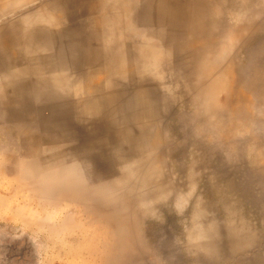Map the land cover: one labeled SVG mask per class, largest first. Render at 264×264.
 Masks as SVG:
<instances>
[{
	"label": "rangeland",
	"instance_id": "374dc122",
	"mask_svg": "<svg viewBox=\"0 0 264 264\" xmlns=\"http://www.w3.org/2000/svg\"><path fill=\"white\" fill-rule=\"evenodd\" d=\"M10 1L0 0V25L15 24L0 26V264H264V0H221L211 12L216 28L209 27L202 63L197 49L182 51L195 39L199 0H130V12L124 0L108 1L114 11L104 24L101 8L90 12L91 0ZM162 1L173 11H160ZM47 12L52 24L40 17ZM239 30H247L242 44ZM143 42L174 50L141 78L135 43ZM126 49L133 73L113 77L112 59ZM50 69L70 91L55 84ZM15 70L22 73L5 75ZM94 75L103 89L97 100L113 97L111 111L98 112L100 121L74 96L78 88L86 98ZM143 125L153 133L138 136ZM126 163L137 177L124 175ZM143 181L149 183L142 188Z\"/></svg>",
	"mask_w": 264,
	"mask_h": 264
},
{
	"label": "bare ground",
	"instance_id": "6f19581e",
	"mask_svg": "<svg viewBox=\"0 0 264 264\" xmlns=\"http://www.w3.org/2000/svg\"><path fill=\"white\" fill-rule=\"evenodd\" d=\"M9 1V0H8ZM14 2H15V0H13ZM12 0L10 1V2H13ZM32 1V0H31ZM34 1V0H33ZM38 1V0H37ZM53 1V0H52ZM56 1V0H55ZM108 1H111V3H112V0H102L101 2L99 1V0H91V2H90V12H96L99 8H101V9H103L102 7H106L107 6V3H108ZM125 2H126V8H127V10H129V12L130 11H133V10H131L133 7H134V5L135 4H131V2H130V0H124ZM132 1V0H131ZM140 0H138V2H139ZM142 1H144V0H142ZM168 2H170L171 3V0L169 1V0H167ZM177 1V0H176ZM191 1V0H190ZM10 2H9V5H10ZM17 2V1H16ZM29 2H30V0H29ZM28 2V3H29ZM115 2H116V4L114 5V6H116L117 5V0H115ZM122 2V1H121ZM192 2V1H191ZM190 2V4H192ZM197 2V1H196ZM5 3V2H4ZM18 3H19V1L17 2V4L16 5H18ZM100 3H102V7H100L99 5H100ZM120 3V2H119ZM133 3V2H132ZM141 3V2H140ZM170 3H168L169 4V7H168V4L165 2V1H162V2H160V3H158L157 5H156V7L160 10V11H163V12H166V11H173V10H171L170 9ZM20 4V3H19ZM44 4V3H43ZM50 4H52V3H50ZM49 4V5H50ZM54 4H56V3H54ZM137 4V3H136ZM142 4V3H141ZM196 4V3H195ZM7 6H8V4H6ZM21 5H23V4H21ZM132 5H133V7H132ZM155 5V4H154ZM12 6V5H11ZM18 6H20V5H18ZM42 6V5H41ZM108 6H109V3H108ZM110 6H112V5H110ZM109 6V7H110ZM113 6V7H114ZM117 6H120V5H117ZM124 6V5H123ZM171 6L173 7L174 5H172L171 4ZM191 5H189L188 4V7H190ZM197 6L198 7H200L199 9H196V10H194V14H196V19L194 20V22H193V25H192V30H191V32H190V35H191V37H194L195 36V39H193L192 40V42H189V43H185V44H183L182 45V51H184V52H186L187 54H189V53H191V51H194V50H196L195 52H197L198 51V55H199V61L202 63V60H203V56H204V53H203V51H204V49H205V47L208 45L206 42H205V40L207 39V37L209 36V33H210V35H211V32H212V30H211V32H209V27H210V25H212V27H214L216 24H215V22H213V21H211V12H213L215 9H220L221 8V0H199V3H197ZM10 7V6H9ZM9 7H7L9 10L11 9V8H9ZM13 7V6H12ZM14 7H15V5H14ZM53 7V6H52ZM55 7V6H54ZM109 7H106V8H104L102 11H101V9H100V12H101V16H100V18H101V23H103L104 24V22L106 21V20H110V18H108L107 19V17H109V15H111L110 13H112L113 11H114V9L113 10H111L112 9V7L110 8V10L112 11H110L109 10ZM136 7H138V6H136ZM3 8V7H2ZM1 8V10L3 11V9ZM37 8V7H36ZM45 8V7H44ZM48 8V7H47ZM108 8V9H107ZM114 8H116V7H114ZM124 8V7H123ZM182 8V7H181ZM55 9V8H54ZM125 9V8H124ZM170 9V10H169ZM36 10V12H37V9H35ZM35 10H33V11H31V13L32 12H34ZM38 10H39V8H38ZM56 10V9H55ZM116 11H117V9H115ZM135 10V9H134ZM175 10H176V8H175ZM174 10V11H175ZM189 10H190V8H189ZM1 11V12H2ZM7 11V10H6ZM43 11V10H42ZM46 11V10H45ZM48 11V10H47ZM108 11L110 12V13H108ZM120 13H121V16H123L124 14V12H122V11H124V10H122V11H120V10H118ZM49 12H51V11H49ZM57 12H59L58 10H56V13ZM128 12V13H129ZM3 13V12H2ZM30 13V12H29ZM29 13L28 14H26V15H24L23 16V18L24 17H26L27 15H29ZM30 13V14H31ZM39 13H40V10H39ZM45 13V12H44ZM52 13V12H51ZM115 13H118V12H115ZM126 13H127V11H126ZM134 13V12H133ZM167 13V12H166ZM35 14V13H34ZM41 14V13H40ZM43 14V13H42ZM46 14V13H45ZM109 14V15H108ZM123 14V15H122ZM172 14H174V12L172 13ZM0 15H2L3 16V14H1L0 13ZM23 15V14H22ZM47 15H48V17H46V15L44 16H40L41 17V19H42V21H44V18L46 19V23H53V21H51V19L53 20V18H51V16L48 14V12H47ZM53 15V14H52ZM55 15V14H54ZM61 15V14H60ZM108 15V16H107ZM128 15V14H127ZM171 15V14H170ZM206 16V19H205V16ZM215 15V14H214ZM6 16V15H5ZM56 16V15H55ZM112 16H114V15H112ZM172 17H173V15H171ZM8 17V16H7ZM20 17H21V15H20ZM20 17H18L19 19H20ZM32 17V16H31ZM35 17V16H34ZM40 17L37 19V20H39L40 19ZM57 17V16H56ZM94 17V16H93ZM96 17V16H95ZM118 17H119V14H118ZM125 17H126V14H125ZM125 17H123V18H125ZM213 17H215V16H213ZM244 17V16H243ZM1 18V17H0ZM6 18V17H5ZM115 18H117L116 16H115ZM122 18V17H121ZM122 18V19H123ZM208 18H209V20H208ZM217 18H219V17H217ZM249 17H247L246 19H248ZM36 19V18H35ZM132 18H130V20H131ZM140 19V18H139ZM185 19V18H184ZM250 19V18H249ZM252 19V18H251ZM8 20V19H7ZM15 20V19H14ZM55 20V19H54ZM108 20V21H109ZM112 20V19H111ZM110 20V21H111ZM114 20V19H113ZM120 19L118 18V21H119ZM185 20H187V22H188V18L186 17V19ZM201 20V21H200ZM10 21H13L12 19H9V22H6L7 23V25H9L10 23L11 24H13V22H10ZM18 21V20H17ZM15 22L14 21V23H18V22ZM56 21V20H55ZM125 21H126V19H125ZM124 21V22H125ZM184 21V20H183ZM214 21H215V19H214ZM219 21V20H218ZM4 22V23H5ZM31 22V21H30ZM34 22H36V21H34ZM59 22V21H58ZM57 22V23H58ZM136 22H137V20H136ZM135 22V23H136ZM221 22V21H220ZM219 22V23H220ZM249 22H250V20H249ZM4 23H2L0 26H2ZM109 22H107V24H108ZM133 23V22H132ZM214 23V24H213ZM10 24V25H11ZM19 24V23H18ZM102 24V25H103ZM181 24V23H180ZM187 24L188 23H186V27H187ZM5 25V24H4ZM9 25V26H10ZM14 26H15V24H13ZM59 25V24H58ZM118 25H120V23L118 24ZM137 25H138V23H137ZM52 26V25H51ZM56 26H57V24H56ZM106 26V25H105ZM122 26V25H121ZM131 26V25H130ZM8 27V26H7ZM11 27V26H10ZM17 27V26H16ZM108 27V26H107ZM107 27H106V29H107ZM110 27V26H109ZM112 27V26H111ZM143 27V26H142ZM211 27V28H212ZM6 28V27H5ZM15 28V27H14ZM53 28V27H52ZM55 28V27H54ZM126 28V27H125ZM136 28V27H135ZM140 28V27H139ZM182 28H183V25H182ZM214 28H216V27H214ZM137 29V28H136ZM184 29V31H185V28H183ZM254 28H249V29H247V30H253ZM259 29V28H258ZM11 30V29H10ZM9 30V31H10ZM20 30V29H19ZM54 30H56V29H54ZM108 30V29H107ZM111 30H112V28H111ZM123 30V29H122ZM126 30V29H125ZM127 30H129V29H127ZM127 30H126V32H127ZM247 30H239L241 33H239L238 35H237V42H239V43H243V42H245V41H243V37H244V33L247 31ZM119 31V30H118ZM121 31V30H120ZM119 31V32H120ZM136 31V30H135ZM135 31H133L132 30V32H135ZM138 31V30H137ZM256 31H257V29H256ZM118 32V33H119ZM129 32V31H128ZM138 32H142V31H138ZM144 33H145V31H143ZM187 32V31H186ZM252 32V31H251ZM250 32V33H251ZM254 32V31H253ZM110 33V32H109ZM108 33V31H107V34H109ZM117 33V34H118ZM188 33V32H187ZM249 33V32H248ZM120 34V33H119ZM122 34V33H121ZM125 34H127V33H125ZM148 34V33H147ZM147 34H146V36H147ZM181 34H183V33H181ZM181 34L179 33V34H175V35H180L181 36ZM185 34V33H184ZM112 35V34H111ZM134 36H136V35H139V33L138 34H133ZM155 35V34H154ZM186 35H188V34H186ZM197 35V36H196ZM255 35V34H254ZM129 36V35H128ZM140 37H141V35H139ZM138 36V38H140ZM145 36V35H144ZM172 36H174L173 34H172ZM189 36V35H188ZM19 37V36H18ZM123 37V36H122ZM131 37H133V36H131ZM178 37V36H177ZM248 37H251L250 35L248 36ZM16 38V37H15ZM125 38V37H124ZM126 38H128V37H126ZM136 38H137V36H136ZM148 38V37H147ZM154 39H156L157 41H159V35L158 36H154L153 37ZM170 38H171V36H170ZM174 38V37H173ZM14 39V38H13ZM121 39V38H120ZM145 39V38H144ZM151 39V38H150ZM186 39V38H185ZM190 39V38H189ZM189 39H187V40H189ZM125 40V39H124ZM134 39H132V41H133ZM138 40V39H137ZM168 40V39H167ZM171 40H172V38H171ZM178 40H180V39H178ZM182 40V39H181ZM132 41H131V43H132ZM135 41V40H134ZM161 41V40H160ZM166 41V40H165ZM177 40H175V42H176ZM183 41V40H182ZM181 41V42H182ZM190 41V40H189ZM106 42H108V41H105V43ZM111 42V41H110ZM129 42V41H128ZM136 42V41H135ZM167 42V41H166ZM174 42V43H175ZM184 42H185V40H184ZM186 42H188V41H186ZM148 43H150V42H148ZM153 43V42H152ZM152 43H151V45H152ZM147 43H145L144 44V42L143 43H140V44H136L135 43V45H136V47H137V50H136V55H137V58H138V61H139V64H138V69H136V70H138L137 72H139V75H140V77L141 78H144L145 77V75H147V74H153V73H151L152 72V70L154 69V67L156 68V67H158L157 65H159L162 61H163V59H164V57L168 54V53H172V51L174 50H171L172 49V46H171V49H170V47H169V45L167 46L168 48H167V50H165V48H164V45H163V48H162V46L160 45V44H158V46H156V47H153V46H148V44L146 45ZM21 45H22V42L20 41V40H18V39H14L13 41H12V46L13 47H15V48H20L21 47ZM24 45V44H23ZM166 46V45H165ZM176 47H177V45H176ZM132 48V47H131ZM106 49V48H105ZM136 49V48H135ZM208 49V48H207ZM1 50L2 51H5L6 52V50H5V48L4 47H1ZM21 50V49H20ZM107 50V49H106ZM176 50V49H175ZM199 50H200V52H199ZM206 50V49H205ZM1 51V52H2ZM109 51H111V50H109ZM128 51H129V49H128ZM127 49H126V51H125V53H123V54H120L119 56H117V57H115L114 59H112L113 60V63H114V65H113V69H112V76L113 77H116L117 76V78H119V77H125V78H127L128 79V77L130 78V76H131V74L133 73V69H132V65H131V62H130V60H129V56L127 55ZM179 51V50H178ZM49 52V51H48ZM48 52H46V53H48ZM177 52V51H176ZM111 53V52H110ZM109 53V54H110ZM180 53V52H179ZM207 53V52H206ZM205 53V54H206ZM129 54V53H128ZM173 54V53H172ZM19 55V54H18ZM47 55V54H46ZM53 55V54H52ZM169 55V54H168ZM167 55V56H168ZM186 55V54H185ZM184 55V56H185ZM110 56H111V54H110ZM179 56V55H178ZM202 56V57H201ZM171 58H172V56H170ZM180 57V56H179ZM33 58V57H32ZM37 57H34V59H36ZM176 58V57H175ZM174 58V59H175ZM207 58V57H206ZM34 59H31V60H34ZM48 59V58H47ZM173 59V58H172ZM109 60H110V58L108 57V62H109ZM176 60H177V58H176ZM28 61H29V59H28ZM52 61V60H51ZM175 61V60H174ZM207 61V60H206ZM50 62V61H49ZM110 62H111V60H110ZM175 63V62H174ZM37 64V63H36ZM51 64V63H50ZM54 64V67L56 66L55 65V63H53ZM33 65H35V64H33ZM42 65V64H41ZM46 65V64H45ZM60 65H61V63H60ZM110 65V64H109ZM23 66V65H22ZM25 66V65H24ZM23 66V67H24ZM48 66V65H47ZM46 66V67H47ZM61 66H63V65H61ZM65 66H66V64H65ZM111 66V65H110ZM202 66V65H201ZM32 67H34V66H32ZM40 68H41V70H46V69H48V68H42V66H39ZM38 67V68H39ZM54 67H51V68H54ZM57 67V66H56ZM19 69H20V66L18 67ZM36 68V67H35ZM39 68V69H40ZM31 69V68H30ZM157 69V68H156ZM6 70V69H5ZM13 70V69H12ZM16 70H17V68H16ZM10 71V74H5V75H9V77H11L12 78V76L13 77H15L16 76V74H19V71H20V73H22V71L21 70H19V71ZM36 70H38L37 68H36ZM36 70H33V71H36ZM54 71H52L51 69L49 70V71H47V72H49V73H51L52 72V74H53V76H52V78H53V80L55 81H57L55 84H57L58 83V85L59 86H61V88H63L62 86H63V82L64 81H59V78L60 77H56V75L57 74H59V73H56V75L53 73V72H56L55 71V69H53ZM61 70V69H60ZM59 70V71H60ZM110 70V69H109ZM201 70V69H200ZM203 70V69H202ZM7 71V70H6ZM25 71V70H24ZM23 71V72H24ZM40 71V70H39ZM38 71V72H39ZM153 71H155V70H153ZM204 71V70H203ZM8 72H9V70H8ZM42 72V71H41ZM46 72V73H47ZM61 72H67V71H60V73ZM136 72V71H135ZM24 73H26V72H24ZM40 73V72H39ZM203 73V72H202ZM205 73V72H204ZM67 74L68 73H66V79H68L69 77L67 76ZM136 74H138V73H136ZM199 74V73H198ZM3 75H4V73H3ZM27 75V74H26ZM43 75H45L44 73H43ZM96 75H97V73H96ZM101 74H98V77L100 76ZM200 75V74H199ZM205 75V74H204ZM28 76V75H27ZM40 76V78H42V76L41 75H39ZM110 76H111V74H110ZM155 77H156V75H154ZM154 76L152 75V76H150V79H151V77H153V79H154ZM202 76V75H201ZM207 76V75H206ZM213 76V75H212ZM1 77V76H0ZM6 77V79H7V76H4L3 78H5ZM44 77V76H43ZM102 77V76H101ZM101 77H99L98 79H100ZM107 77V76H106ZM106 77H104V78H106ZM10 78V79H11ZM16 78V77H15ZM19 78V77H18ZM21 78V77H20ZM23 78V77H22ZM28 78V77H27ZM39 78V77H38ZM37 78V79H38ZM51 78V77H50ZM64 78V77H63ZM62 78V79H63ZM93 78H95L94 80H93ZM93 78L91 79L92 80V82L90 83V84H88V86H86L85 87V89L83 90L84 92H83V95H86V98H84V96L81 98V95H80V89H78V88H76L75 86V88H76V90H75V97H76V95H77V98H78V100L79 99H81V101L79 100V102L78 103H80L81 102V107H83V109L85 110V111H87L85 114H89V115H94V118H95V116L98 114V112L100 111V109H104V111L106 110V109H108L107 111H111V109L109 110V108H111L110 107V105L112 104V102H113V97L111 96V93H105L104 94V96H103V98H101V96H100V98L101 99H98L97 100V98H96V96H98L97 94L99 93V92H101L103 89H102V87L100 86V83H99V81H97L98 79L96 78V76L94 75L93 76ZM140 78V79H141ZM148 78V77H147ZM200 78V77H199ZM199 78H198V80H199ZM202 78V77H201ZM9 79V78H8ZM13 79V78H12ZM127 79H125V80H127ZM51 80V79H50ZM101 80V79H100ZM104 80H106V79H104ZM52 81V80H51ZM157 81V80H156ZM11 82V81H10ZM19 82V81H18ZM26 82V81H25ZM79 82H80V80H79ZM110 82V79L108 78V80H106V81H104L103 83H105V87L108 85L109 86V83ZM1 83V82H0ZM202 82L200 81V83L199 84H201ZM38 84V83H37ZM82 84V83H81ZM101 84H102V82H101ZM203 84H204V82H203ZM20 85V84H19ZM16 86V85H15ZM23 86H24V83H23ZM21 87V86H20ZM58 87V86H57ZM116 87V86H115ZM74 88V89H75ZM141 88V87H140ZM3 89H5V86H1L0 85V91H2ZM10 89V88H9ZM20 89V88H19ZM58 89H60V87H58ZM82 89V88H81ZM63 90H69L70 91V86H69V89L68 88H66V89H64L63 88ZM80 90V91H79ZM136 90V89H135ZM137 91H139V90H136V92ZM141 91V90H140ZM143 91V90H142ZM65 92V91H64ZM82 92V91H81ZM8 93H9V91H8ZM15 93V92H14ZM18 93H21V91L20 92H18ZM138 93V92H137ZM5 94V93H4ZM116 94V93H115ZM80 95V97H78ZM102 95V94H101ZM110 95V96H109ZM6 96V95H5ZM20 96V95H19ZM30 96V95H29ZM15 97V96H14ZM18 97V96H17ZM16 97V98H17ZM74 97V98H75ZM116 97V96H115ZM24 98V97H23ZM30 98V97H29ZM76 98V99H77ZM146 99V98H145ZM144 97H143V95L142 94H140L139 93V95H138V102L139 103H141L142 105H144L145 104V102H144ZM15 100V99H14ZM77 100V101H78ZM19 101V100H18ZM21 101V100H20ZM25 101V100H24ZM76 101V100H75ZM76 101V102H77ZM5 102V101H4ZM3 102V103H4ZM19 103H21V102H19ZM13 105V104H12ZM80 105V104H79ZM8 106V105H7ZM14 107V106H13ZM16 107V106H15ZM15 107H14V109H15ZM81 107H80V109H81ZM109 107V108H108ZM236 108V107H235ZM32 109V108H31ZM79 109V110H80ZM234 109V108H233ZM6 110V109H5ZM151 110H152V108H151ZM9 111H10V109H9ZM17 111H18V108H17ZM83 111V110H82ZM84 111V112H85ZM102 111V110H101ZM106 111V112H107ZM6 112V111H5ZM78 112V111H77ZM81 112V110L78 112V115H77V113H76V116H78L77 117V119L79 118V115H82V114H79ZM103 112V111H102ZM234 112V111H233ZM82 113V112H81ZM100 113V112H99ZM110 113V112H109ZM118 113V112H117ZM84 114V115H85ZM89 115H87V116H84V117H86V118H90L89 117ZM99 115V114H98ZM98 115L96 116V118L95 119H97L98 118ZM108 115L109 114H107V115H105L107 118H108ZM152 115V114H151ZM19 116V115H18ZM75 116V115H74ZM102 116V115H101ZM100 116V117H101ZM1 117V116H0ZM109 117H111V115H109ZM93 117H91L90 119H94ZM102 119H103V117H101ZM89 119V120H90ZM99 119V121H100V118H98ZM106 119V118H105ZM80 121H81V119H80ZM112 121V120H111ZM85 122V121H84ZM106 122V121H105ZM95 123H97V122H95ZM112 125V124H111ZM3 127H4V125H3ZM116 128H118V125L117 126H115ZM93 128V127H92ZM141 128V127H140ZM148 128H150V127H148ZM145 125H143V127L141 128V129H138V128H136L137 130H139V131H141L142 129L144 130V133L143 134H141V132H139V133H137V134H140V135H138V136H144V134L146 133V131H149L150 130V132L151 133H153V129L154 128H150V129H148ZM94 130V129H93ZM130 130H132V129H130ZM136 130V131H137ZM128 131V130H127ZM133 131V130H132ZM65 132V131H64ZM129 132V131H128ZM149 132V133H150ZM127 133V132H126ZM130 133V132H129ZM18 134H21V133H18ZM52 134V133H51ZM63 134V133H62ZM133 134H134V131H133ZM132 134V135H133ZM148 134V133H147ZM146 134V135H147ZM23 135V134H22ZM53 135V134H52ZM83 135V134H82ZM126 135V134H125ZM129 134H127L126 136H128ZM145 135V136H146ZM150 134H148L147 136H149ZM102 136H104V135H102ZM126 136H124V137H126ZM152 135H150L149 136V138L151 137ZM34 137V136H33ZM95 137V136H94ZM105 137V136H104ZM133 137H134V135H133ZM25 138V137H24ZM52 138H54V137H52ZM66 138V137H65ZM123 137H121V139H122ZM130 138V141L128 142V139ZM128 139L126 138L125 139V141H123V143H126V142H128V144L130 143V145L131 144H135V142L133 141V139L134 138H132V136L131 137H129ZM138 138L139 137H137V140H138ZM146 138V139H145ZM148 137H144V139H142L143 141H142V143L144 142V143H146V144H148L149 142V139H147ZM29 139V138H28ZM31 139V138H30ZM35 139V138H34ZM58 139H60V138H58ZM140 139V138H139ZM105 140V139H104ZM122 140H124V139H122ZM131 140H132V142L133 143H131ZM32 141V140H31ZM107 141V140H106ZM158 141V143L160 142L159 140H157ZM101 142H102V140H101ZM100 142V143H101ZM103 142H105V141H103ZM102 142V143H103ZM122 141H120V143H121ZM33 143H34V141H33ZM37 143V142H36ZM95 143H99V142H95ZM141 143V142H140ZM107 144V142L105 143V145ZM127 144V145H128ZM88 145V144H87ZM100 145V144H99ZM108 145V144H107ZM106 145V146H107ZM123 146V144L121 143L120 144V146ZM109 146V145H108ZM121 146V147H122ZM129 146V145H128ZM143 146V145H142ZM103 147V146H102ZM130 147V146H129ZM132 147H133V145H132ZM33 148V147H32ZM31 148V149H32ZM112 148H114L115 149V147H112ZM117 148V147H116ZM123 148V147H122ZM142 148V147H141ZM36 149H37V147H36ZM114 149H112L113 151H114ZM131 149V148H130ZM50 150V149H49ZM48 150V152H50ZM111 150V151H112ZM116 150V149H115ZM34 151V150H33ZM38 151V150H37ZM54 151V150H53ZM55 151H57V150H55ZM54 151V152H55ZM111 151H110V153H111ZM119 152H122L121 150H118ZM118 151L116 150V152L118 153ZM39 152V151H38ZM47 152V151H46ZM47 152V153H48ZM52 152V151H51ZM51 152L50 153H48V154H51ZM124 152V151H123ZM45 153V152H44ZM63 153V152H62ZM65 153H68V152H65ZM70 153V152H69ZM115 153V152H114ZM64 154V153H63ZM39 155V154H38ZM45 155V159H47L46 158V153L44 154ZM44 155H43V157H44ZM54 155H56V153L54 154ZM62 155V154H61ZM60 155V156H61ZM66 155V154H65ZM69 155V154H68ZM70 155H71V153H70ZM114 155H116V154H114ZM36 156H37V154H36ZM40 156V155H39ZM41 156H42V154H41ZM53 156V154H51V157ZM63 156V155H62ZM67 156V155H66ZM50 157V156H49ZM50 157V158H51ZM56 157V156H55ZM59 157V156H58ZM57 157V158H58ZM64 157V156H63ZM72 157H74V156H72ZM71 157V159H73ZM69 157L67 156V158H66V160H69V162H71L70 160L71 159H68ZM55 159V158H54ZM76 158H74V160H75ZM47 160H49V159H47ZM51 161H52V159H50ZM57 160V159H56ZM56 160L54 161V163L53 164H55V162H56ZM64 159H62V162H64L65 161V163H66V160H64ZM120 160H122L121 158H119V161ZM73 161V160H72ZM82 161V159L79 161V163ZM118 161V162H119ZM47 162V161H46ZM46 162L44 161L43 162V164H46ZM74 162V161H73ZM73 162H71V165L73 166V164L75 163V162H77V161H75L74 163ZM82 162H84V161H82ZM123 163L125 162L124 160L122 161ZM40 163V162H39ZM73 163V164H72ZM78 163V162H77ZM85 165H86V167H88V165H89V163L88 162H86L85 161ZM87 163H88V165H87ZM120 163V162H119ZM129 163V162H128ZM128 163H126V164H128ZM43 164H42V168L44 167L43 166ZM57 164V163H56ZM61 164V163H60ZM76 164V163H75ZM81 164V163H80ZM83 164V163H82ZM121 164V163H120ZM125 164V163H124ZM124 164H122L125 168L123 169L124 170V175L125 176H127V177H137V175H139V173L135 170V169H133V165H131V164H128V166H125ZM62 165V164H61ZM67 165V164H66ZM84 165V166H85ZM57 166V165H56ZM68 166H69V163H68ZM75 166V165H74ZM73 166V167H74ZM142 166H143V164H142ZM46 167V169H48L47 168V166H45ZM76 167H77V165L75 166V168H73V169H76ZM80 168L82 167L81 165L79 166ZM59 168V167H58ZM57 168V169H58ZM71 168V167H70ZM78 168V167H77ZM82 170H83V172L86 170L85 168H81ZM89 169V168H88ZM137 169V168H136ZM142 169V167H140V170ZM44 170V169H43ZM50 170V169H49ZM69 170V169H68ZM72 170V169H71ZM71 170H70V172H71ZM78 170V169H77ZM82 170H80V175H82L81 174V171ZM91 170V169H90ZM139 170V171H140ZM144 170H146L145 168H144ZM46 171V170H45ZM54 171V170H53ZM53 171H51V174L53 173ZM61 171V170H60ZM146 171H148V170H146ZM58 173H59V171H57ZM69 172V173H70ZM72 172L73 173H76V171H73L72 170ZM79 172V171H78ZM78 172L76 173V174H78ZM82 172V173H83ZM61 173V172H60ZM85 173V172H84ZM86 173H89L88 171H86ZM55 174H57V173H55ZM55 174H53V175H55ZM90 174V173H89ZM88 174V175H89ZM146 174H147V172H146ZM151 174V173H150ZM53 175H52V177H53ZM63 175L65 176V174L63 173ZM66 175H70V174H66ZM72 175V174H71ZM119 175H120V173H119ZM148 175V174H147ZM59 176H60V174H59ZM63 176V177H64ZM78 176V175H77ZM87 176V175H86ZM90 176V175H89ZM149 177H150V175H148ZM48 177V176H47ZM50 177V176H49ZM55 177V176H54ZM62 177V176H61ZM67 177V176H66ZM80 177V176H79ZM82 177H83V175H82ZM93 176H91V178H92ZM96 177V176H95ZM141 177V176H140ZM65 178V177H64ZM87 178H89V177H87ZM99 178V177H98ZM123 178V177H122ZM80 179V178H79ZM97 179V178H96ZM95 179V180H96ZM135 179V178H134ZM137 179V178H136ZM142 179V178H141ZM140 179V180H141ZM92 180H94V179H92ZM94 180V181H95ZM123 180V179H122ZM125 180V179H124ZM139 182H140V180H139V178L137 179ZM147 180H150V178H148ZM99 181V180H98ZM142 181V180H141ZM128 182V181H127ZM131 182H132V180H131ZM137 183V181H135V184ZM142 183V182H141ZM141 183H140V185H141ZM149 183V181H143V183H142V188L144 187V186H146L147 184ZM135 184H133V185H135ZM117 185V184H116ZM120 185V184H119ZM107 189V188H106ZM105 188H104V191L106 192L107 190H106ZM161 190V189H160ZM154 192H157L156 190H154ZM153 193V192H152ZM158 194V193H157ZM159 194H160V192H159ZM158 194V195H159ZM161 195H162V192H161ZM141 198V197H140ZM144 199V198H143ZM143 199L141 200V204H140V206L143 204ZM132 200V199H131ZM144 202H145V200H144ZM149 203V205H150V202H149V200L148 201H146L145 202V204L146 203ZM148 203H147V205H148ZM147 205H145L144 207H147ZM149 205H148V207L147 208H149ZM143 206V205H142ZM139 207V206H138ZM141 208V207H140ZM125 212V211H124ZM124 212L122 213V212H120V214H123L124 215ZM119 213V212H118ZM117 215H119V214H117ZM123 215H121V217L123 216ZM118 219H120V218H118ZM111 220H113V219H111ZM121 220V219H120ZM120 222V221H119ZM111 223V222H110ZM238 233V232H237ZM240 233V232H239ZM207 236H208V234H206ZM240 234H238V236H239ZM229 236V235H228ZM209 237V236H208ZM242 237V236H241ZM245 238V237H244ZM244 238H242V239H244ZM241 239V240H242ZM214 242V241H213ZM212 242V243H213ZM215 244H216V242H215ZM210 245V244H209ZM211 246V245H210ZM210 246H206V247H210ZM217 246L215 245V249H216V251L218 250L217 248H216ZM214 248V247H213ZM240 248V247H239ZM211 251V250H210ZM236 251H237V249H236ZM212 252V251H211ZM241 264V263H240Z\"/></svg>",
	"mask_w": 264,
	"mask_h": 264
}]
</instances>
